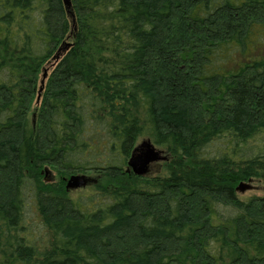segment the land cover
Wrapping results in <instances>:
<instances>
[{
    "label": "trees",
    "instance_id": "16d2710c",
    "mask_svg": "<svg viewBox=\"0 0 264 264\" xmlns=\"http://www.w3.org/2000/svg\"><path fill=\"white\" fill-rule=\"evenodd\" d=\"M263 50L264 0H0V264H264Z\"/></svg>",
    "mask_w": 264,
    "mask_h": 264
},
{
    "label": "water",
    "instance_id": "95a60500",
    "mask_svg": "<svg viewBox=\"0 0 264 264\" xmlns=\"http://www.w3.org/2000/svg\"><path fill=\"white\" fill-rule=\"evenodd\" d=\"M66 6L68 9L70 8V0H65ZM47 79V72L44 73L43 79L41 81V89L40 93L43 91V87L45 85V81ZM132 153L129 163H128V173H134L138 177L147 176L150 174V168L152 165L156 162L163 161L164 156L161 150L157 149L152 141L147 140L143 141L138 145ZM47 176L49 177L45 180L46 182H52L50 177V171L48 168L45 170ZM88 180L87 177L84 176H75L70 179L69 182H67L66 187L68 191L76 190L78 188H85L87 187ZM252 183V181H250ZM251 188L250 184H246L242 182L239 187L236 188L237 192L242 194L246 191H249Z\"/></svg>",
    "mask_w": 264,
    "mask_h": 264
},
{
    "label": "rangeland",
    "instance_id": "374dc122",
    "mask_svg": "<svg viewBox=\"0 0 264 264\" xmlns=\"http://www.w3.org/2000/svg\"><path fill=\"white\" fill-rule=\"evenodd\" d=\"M262 52H264V50ZM40 87H41V84H40ZM40 98L41 97L38 95L37 105H39V103L41 101ZM147 140H149V139H141L138 145H140L141 142L147 141ZM162 156H164V155H162ZM162 163H163V161H159V162L154 163L152 165V167L150 168V174L149 175H152L153 173H155V171L158 170L161 167ZM48 170L50 171V177L52 178L51 179L52 182H48V183H53V182L60 183V181H62L64 179V181L67 184V182H69L72 177L84 176V175H75V176L67 177V178L64 177L62 179L60 176L56 175V173L53 172L52 170H50V169H48ZM43 175L45 177V180L49 177V175L47 176L45 171H44ZM84 177L88 178V176H84ZM244 183L250 184L252 189H250L249 191H246L245 193H242V194L239 193L238 196L241 199L249 200L250 198H253V197H263L264 196V186L260 182L253 181L252 183H250L249 181H246ZM86 186H87V184H86ZM239 186H240V184L237 185V187H239ZM92 188H93V186L89 185V186H87L85 188H78L76 190H71L69 193H70V195L72 197H76V196H80V195H86L88 192H90V190ZM28 200H29L28 201L29 204L27 205L28 206V208H27V218L29 219L30 226H31L30 229H29L30 233H31V237L33 239H35V244H37L39 247L42 248L44 245L47 244L46 242L48 240V234L43 229V225H42V223L40 221V218L37 215V212L35 211L33 200L30 199V198Z\"/></svg>",
    "mask_w": 264,
    "mask_h": 264
}]
</instances>
